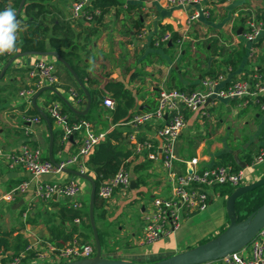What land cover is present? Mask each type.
<instances>
[{
  "label": "crops",
  "instance_id": "crops-1",
  "mask_svg": "<svg viewBox=\"0 0 264 264\" xmlns=\"http://www.w3.org/2000/svg\"><path fill=\"white\" fill-rule=\"evenodd\" d=\"M56 1L60 3L59 0H52L51 6L57 5ZM235 1H241V5L228 10L227 7L231 3L225 0L223 2L210 0L204 4L208 16L201 15L193 21H188V18L195 7L187 9L173 7L168 0H139L128 3L139 5L133 10H127L126 5L123 4L121 8L110 9L99 21L89 25L70 21L71 2L64 10L59 9L65 17L60 20L70 23L75 35L71 39L70 46L66 48V51L71 53L69 61L72 65L69 64V66L77 77L83 76V83H81L86 91L95 92L93 102L95 101L96 106L91 111L88 110L91 116V122L88 124L92 127L91 129L106 133L114 128L121 129L126 136L123 147L131 151L127 134L133 129L124 124L113 125L111 123L112 109L103 106L102 102L97 104L101 95H104V99L111 97V94L104 89L108 82H120L130 90L135 97V107L140 111L155 107L157 94L161 89L179 90L176 85L181 83H183L181 89L189 90L192 87L193 90L197 89L202 77L199 76L197 82H191L192 78H188L185 82L181 79L182 70L177 71V67L172 62V49L177 46L197 45L206 54L204 65L207 69L215 70L216 74H225L228 81L243 78L254 71L253 65L257 64L251 63L252 59L258 56L264 58V28L260 38L253 45L245 43L237 31L243 27L246 16L254 15V13L264 16V0ZM138 17L141 18V26L137 29L134 24ZM262 21L264 23V19ZM167 27L178 34L179 44L175 42L167 51L158 47L152 48L153 39L167 31ZM142 28H145L148 33L145 37L137 39L136 31ZM63 32L65 31L57 33ZM17 36L19 37V31ZM210 40H215L218 46L225 48H237L242 45L248 52L238 68L233 71L230 67L218 66V62L213 63L220 58L210 52L208 46ZM184 53L183 51L182 54ZM40 58L54 62L57 83L53 87L73 109L82 111L87 104L83 92L78 91L80 87L72 75L53 57L39 55L19 57L9 66L8 75L5 76V73L0 79V240L4 241L0 244V264H8L15 257L16 249L19 250L18 253L24 252L26 255L23 264L56 263L54 255L48 248L61 249L69 246L73 241L82 243L83 236H90L85 217L75 222L77 219L69 221L60 216L61 208L86 210L90 194L88 182L64 172L33 178L21 167L7 165L8 157L17 154L24 145L39 149L41 159H48L50 139L48 125L38 114L40 123L33 125L30 132H25L24 119L36 117V115L30 114L31 110L35 109L19 96V92L23 90L34 89V81L30 78L29 71ZM7 61L0 63V72ZM205 66L195 65V70L199 72L200 68ZM257 69L264 72V63ZM49 93L51 92H43L36 99L37 107L47 118L48 107L51 105L46 104ZM73 93L79 102L76 101ZM53 103H57L61 109V102ZM217 106H219L218 109L221 108L220 114L243 113L239 118H231L228 115L226 118L239 119L238 122H232L234 129L247 128L251 134L248 142L244 143L239 150L233 148L231 150L230 146L222 142L214 141L208 144L205 139H202L203 134L195 130L209 121L210 125L221 124L219 120L211 121V119H220L219 116L213 115ZM203 111L208 114V117H202L200 113H185L186 128L174 147L176 160L173 162V168L176 173L183 174L189 168L187 163L192 159L197 160L196 169L198 170L212 167L218 162V155L224 153H231L234 160L236 158L246 164V159L248 157L252 159L264 146V114L260 113L256 106H243L239 100H220L214 101ZM65 116L68 118L70 115ZM50 127L53 136V159L57 163L64 162L76 154L87 128H80L70 135L71 139L69 137L63 141L59 137L54 139V134L60 131L61 127L53 119ZM157 129L158 124L146 125L139 127L135 135L139 140H149L153 147L157 148L160 144L156 134ZM217 133V135L221 134V129ZM213 139L214 137L211 136L210 141ZM131 153L128 159V172L131 181L134 182L133 188L129 186L127 189L115 191L109 202L103 203L102 208L94 211L97 230L103 234L104 238L102 253L120 260L151 263L195 247L200 242L215 237L220 229L227 226L223 203L225 197L215 193L217 196L213 197L208 208L199 212L202 213V217L200 216L197 223L193 222L195 213L188 215L183 218L180 227L173 233L151 245L144 244L142 239L145 214L150 210L154 198H165L169 195L170 187L159 161L149 160L146 153L141 155H135L132 151ZM88 156L66 168L74 171L83 170L94 180L93 173L89 172L85 165ZM140 165L144 168L134 173L133 168ZM260 167L255 171V180L251 175L246 176L249 184L264 176ZM71 180L76 181L80 188L76 197L52 195L49 199H42L35 194L37 184L64 185ZM22 182H27V189L23 193L16 194L11 200H5L4 195ZM74 204H79L80 207L73 208ZM99 213L103 214V218L97 220L96 215ZM89 241L90 238L85 243ZM39 252L45 253L42 260L35 258Z\"/></svg>",
  "mask_w": 264,
  "mask_h": 264
},
{
  "label": "built area",
  "instance_id": "built-area-1",
  "mask_svg": "<svg viewBox=\"0 0 264 264\" xmlns=\"http://www.w3.org/2000/svg\"><path fill=\"white\" fill-rule=\"evenodd\" d=\"M122 1L126 5L139 0ZM208 1L210 0H168V3L181 9L195 7L188 18V21H193L201 15L208 16V12L204 8V4ZM233 1L235 0H225L227 3H232ZM91 2L92 0H72L70 9L71 21H81L86 25L92 23L94 17L99 15V11L96 10L93 13L87 11V7ZM263 28L264 23L262 20L257 19L254 15H249L245 18L240 35L245 43L253 45L260 38ZM147 33V30L142 28L135 37L141 39ZM179 41H176V44H179ZM169 43L171 44V34L168 31L153 39L154 47L165 46ZM15 52L16 50L0 55V59L10 57ZM29 76L34 81V89L19 92V96L28 104H31V98L37 90L46 86L53 87L57 83L54 62L43 58L36 60L29 71ZM73 96L79 102L74 93ZM220 100H239L243 106L254 105L260 113L264 114V72L256 69L243 78L230 81L222 73L213 77L206 76L200 80L199 87L190 92L178 89H161L158 91L154 108L136 113L126 123H123L133 129L131 133L127 134L133 154L141 155L146 153L149 160L159 161L170 187L169 195L165 198H154L151 202L150 210L145 214L142 239L144 244L151 245L160 238L176 231L184 217L205 211L216 195L214 192L213 194L209 193L214 185L226 184L233 189L247 185L249 183L246 181L245 170H249L252 179L255 180V171L264 165V146H262L252 157L250 163L245 164L244 168H240L237 171L230 165L212 166L198 170L196 169L197 160L192 159L187 163L189 168L183 174L175 172L173 168V162L176 160L174 147L181 133L186 128L185 113H200L202 117H208V114L203 109L214 101ZM102 104L109 109L114 107V103L109 97L103 99ZM48 114L61 127L63 141L67 140L70 135L80 128L88 129H86L85 137L82 139L76 154L59 163L61 167L66 168L77 164L80 159L90 155L94 147L103 141L107 134L106 132L94 131L86 122L74 124L70 127L67 126V117L61 113L57 103H53L48 107ZM24 121L26 124L24 127L25 132H30L33 125L40 123V118L28 117ZM152 124H158L156 134L160 139V144L157 148H154L149 140H139L135 135L139 127ZM7 165L9 167H21L33 178L61 172L48 159H41L39 149H33L27 145L22 146L17 154L9 156ZM79 172L84 173L83 170ZM130 181V173L120 168L110 179L101 183L97 196L103 203H107L111 200L115 191L129 188ZM27 186V182L20 183L6 193L4 199L11 200L16 194L23 193ZM79 191L80 188L77 182L71 180L64 185L37 184L35 194L42 199H49L52 195H63L73 198L79 194ZM78 207H80L79 204L73 205V208ZM75 222H78V220ZM93 244V242L92 244H81L73 241L64 248L56 249L50 247L48 250L54 255L56 263L70 262L92 257L95 252ZM44 257L45 253L43 252H39L35 256L37 260H42ZM25 259L26 255L24 252L18 253L8 264H23ZM212 263L264 264V227L253 238L247 248L245 247L237 253H232Z\"/></svg>",
  "mask_w": 264,
  "mask_h": 264
},
{
  "label": "trees",
  "instance_id": "trees-1",
  "mask_svg": "<svg viewBox=\"0 0 264 264\" xmlns=\"http://www.w3.org/2000/svg\"><path fill=\"white\" fill-rule=\"evenodd\" d=\"M20 1L21 0H0V12H3L9 7L15 12ZM51 1L52 0H25L21 13L16 19L17 21H19L23 29L22 36L21 37L17 36L15 42L16 52L10 57L1 58L0 63L7 61L16 54H22V53L41 54L46 52H56L68 64L72 65L71 62L69 61V55H71V53H68L66 51V48L70 46V43L72 42L71 39L75 37V35L71 30L70 23L66 21L64 22L58 20L55 17V19L51 24L47 22L51 19V17H53L52 16L53 11L51 9L53 8V6H51ZM59 1L67 5L72 0H59ZM220 1L223 2L224 0H220ZM123 4L124 3L122 0H92L90 5L87 7V11L90 13H93L96 10L99 11V15L97 17H94L93 20V22H97L110 9L121 8ZM138 7H139L138 4L135 5L126 4L127 10H133ZM55 13L62 14V12L60 13V11L57 10L56 8H55ZM77 22L81 23V21H77ZM140 26H141V18L138 17L135 21L134 27L138 29ZM62 30H64L65 32L57 33V32H61ZM166 30L169 31L171 34V44L170 46L166 44L165 46L158 47L164 51L171 49L173 47V44L179 40L178 34L173 32L170 27H167ZM138 31L139 30H137L136 33H138ZM208 43L212 55L218 56L220 58L218 61L214 60L213 63L218 62L219 63L218 66L230 67L233 71H235L238 68L243 57L248 52L246 51V48H244L242 45H240L237 48H225L222 46H218L215 40L214 41L210 40L208 41ZM151 47L152 48L154 47L153 42H151ZM9 69L10 67L6 69L5 73H7ZM206 75L213 77L217 74L215 70L209 69L204 74V76ZM204 76L202 78H204ZM78 78L80 82L83 83V76L78 75ZM104 89L111 94L110 98L113 99L114 101V107L111 110V123L113 125L119 126L123 123H126L132 117V115L141 112L138 108L135 107L134 95L122 83L108 82L104 86ZM179 90L190 92L193 90V87L190 88L189 90H185L184 88L182 89L179 88ZM78 91L82 93L80 88L78 89ZM87 92L91 98V104L89 109L91 111L96 106L95 101L93 102L94 100L93 95H95V92L89 90ZM103 96L104 95L100 96V100L97 102V104L99 102H103L104 99ZM54 101L61 102L62 114L70 115L68 116L66 121L67 126L70 127L74 124H80L82 122H86V123L91 122L90 111L84 116H78L75 115L74 113H70V109L68 108V106L65 103H63L57 97V95H55L54 93H49V97L46 99V104L47 105L52 104V102ZM30 114L36 115V117L39 116L38 113L33 109L31 110ZM48 120L50 123H52V118H50L49 116H48ZM62 136H63V131L60 130L54 134V139L57 137L62 138ZM125 139L126 136L123 134L122 130L119 128H114L112 131L108 132L105 135L103 141L99 142L94 147L92 153L88 156L85 162V165L88 168L89 172L93 173L94 175V182L96 185L94 211L99 210L100 208H102L103 205V201H101L97 196V191L101 183L105 180L110 179L120 168H123L127 171L129 169L128 159L132 155V153L130 150H126L123 147ZM54 150L55 148L53 147V151ZM217 159L218 162L214 166L230 165L233 167L235 171L240 169V167L236 164L235 160L233 159L231 153L220 154L218 155ZM250 161L251 158L248 157L246 159V164H249ZM143 168L144 166L142 165L136 166L133 168V172L137 173ZM233 190L234 189L231 186L226 184L214 185L212 188V192L218 193L221 197L230 195ZM263 203H264V186L241 196L235 202V213L237 217V222L245 220L249 215L254 213ZM241 212H243V214ZM60 216L62 219H67L69 221H73L76 219L81 220L82 217L86 218L87 227L89 228L90 231V236L89 237L86 235L83 236V240L81 244H84L92 236V232L88 220V207L86 208L85 211L66 210L61 208ZM96 217L101 219L103 218V214L99 213L96 215ZM225 227H223L219 233L223 232ZM97 233L102 249L104 246L103 234L99 232V230H97ZM206 241H202L201 243H204ZM3 242L4 241L0 240V244ZM18 252L19 250L16 249L14 252V256H16ZM101 255L103 258L120 260L116 258H111L108 255H105L104 253H102Z\"/></svg>",
  "mask_w": 264,
  "mask_h": 264
},
{
  "label": "water",
  "instance_id": "water-1",
  "mask_svg": "<svg viewBox=\"0 0 264 264\" xmlns=\"http://www.w3.org/2000/svg\"><path fill=\"white\" fill-rule=\"evenodd\" d=\"M25 0H21L15 13L16 19L18 18L21 10L24 6ZM241 5V1H233L228 7V10H232ZM238 34L240 35L242 32V27L238 29ZM22 36V31H19V37ZM170 45V43H169ZM27 55H39V56H46V57H53L56 59L61 65H63L69 73L72 75L74 80L77 82L78 86L82 90L87 104L84 110L78 111L73 109L67 101L57 92V90L52 86H46L39 89L31 98V105L35 109V111L42 117V119L48 125L50 139H49V149H48V160L61 172L73 175L77 178L85 180L90 185V194H89V202H88V220L89 225L92 232L93 243L95 252L94 255L90 258L79 259L70 262H62V263H50V264H209L215 261L222 259L225 256H228L232 253H237L247 247L249 243L253 240V238L258 234V232L264 227V203L251 215H249L245 220L237 222V217L235 213V202L241 196L252 192L258 188L264 186V176L257 181H254L250 184L243 185L240 187L235 188L230 195H228L224 200V209L226 218L228 221L227 226L225 227L224 231L217 234L215 237L207 240L206 242L199 244L195 247L189 248L185 251L177 253L175 255L166 257L164 259L157 260L151 263H137V262H130L125 260H115V259H107L102 257V249L97 233V227L95 224L94 218V201H95V192H96V185L94 180L89 177L87 174L74 171L71 169H67L61 167L59 163H57L52 156V143H53V136L51 132V127L48 118L45 114L37 107L36 99L39 97L40 94L43 92L49 91L57 95V97L65 103L70 111L78 116H84L87 114L89 107H90V97L80 82L79 78L69 66V64L62 59L58 53L56 52H46L41 54H16L11 57L0 72V79L3 77L6 69L11 65V63L22 56ZM71 139V137H70ZM236 164L240 168L245 167L244 162H240L235 158ZM134 182L130 181V188H133Z\"/></svg>",
  "mask_w": 264,
  "mask_h": 264
},
{
  "label": "rangeland",
  "instance_id": "rangeland-1",
  "mask_svg": "<svg viewBox=\"0 0 264 264\" xmlns=\"http://www.w3.org/2000/svg\"><path fill=\"white\" fill-rule=\"evenodd\" d=\"M67 5H65V3H62V2H60V3L57 2V5L55 4L54 7L51 8L53 11L52 12L53 17H51L50 20L47 19V20H49L47 22L49 24H51L53 22V20L55 19V17L58 20L64 19L65 17L63 15V12H62V14H57L54 11H55V8L57 10H59V9L64 10ZM59 11L61 13V10H59ZM256 14L254 13V16L257 19H261V18L264 19L263 15H261L259 13H256ZM258 15H260V17ZM70 21H71V19H70ZM183 51L185 52L184 54H182ZM205 58H206V54L203 51H201V49H199V47L197 45L196 46H190V45L177 46V47L172 49V54H171L172 62H174V65L177 67V69H176L177 71L182 70L180 72L181 73V79L185 82L188 81V78H192L191 82H195V81L197 82L199 76H200V78L204 76V74L208 70L207 67L204 65L206 62ZM209 61H211V59ZM252 62H256L255 64H257V65H253V67H255L253 69L256 70L257 68L262 67V64L264 63V58H262V56H258V57H255V59H252L251 63ZM195 65L205 66L206 68L201 67L200 71L198 72L197 70H195ZM8 73H9V70L7 71L5 76H7ZM181 85H183V83H181ZM181 85L177 84L176 86H177V88H181ZM219 106H217L215 108V110L213 111V115L216 117L219 116L220 119H211V121L214 122V121L219 120V121H221V124L214 126V125H210V121H209V122H206L202 127H197L195 130H197L199 133L203 134L202 139H205L208 142V144H210L211 142H214V141L222 142V143H226L227 146H230L231 150H232V148L234 150H239L244 143L248 142V139L250 138L251 134L249 133L247 128L234 129L232 122H238L239 119H226V118H227V115L230 116L231 118H235V117L239 118L240 115L243 113L240 112L238 114H232L233 112L232 113L227 112L226 115L220 114L221 108L218 109ZM249 106H251V105H249ZM236 126H237V124H236ZM220 129H221L222 133L217 135L218 134L217 132ZM211 136L214 137V139L212 141H210ZM193 141L195 142V139H193ZM196 141H197V139H196ZM260 169L262 170V172H264V165L261 166ZM245 175L250 177V171L245 170ZM209 193L213 194L212 191ZM214 203L215 202L213 201L212 204L214 205ZM241 213L243 214V212H241ZM200 216L202 217V213L201 214L195 213V215L193 216L194 217L193 222L197 223L198 220L201 218ZM97 220H99V218H97ZM221 230L222 229H220L219 232ZM92 242H93V237L91 236L89 243L92 244ZM200 244H202V243L200 242ZM248 251H249V249H248Z\"/></svg>",
  "mask_w": 264,
  "mask_h": 264
},
{
  "label": "clouds",
  "instance_id": "clouds-1",
  "mask_svg": "<svg viewBox=\"0 0 264 264\" xmlns=\"http://www.w3.org/2000/svg\"><path fill=\"white\" fill-rule=\"evenodd\" d=\"M16 13L11 8L0 12V55L15 51L18 31H22Z\"/></svg>",
  "mask_w": 264,
  "mask_h": 264
}]
</instances>
